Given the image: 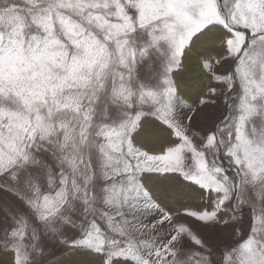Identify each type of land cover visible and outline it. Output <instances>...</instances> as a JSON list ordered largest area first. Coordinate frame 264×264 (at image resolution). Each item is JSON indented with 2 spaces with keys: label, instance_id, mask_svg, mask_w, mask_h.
Returning <instances> with one entry per match:
<instances>
[{
  "label": "snow or ice",
  "instance_id": "snow-or-ice-1",
  "mask_svg": "<svg viewBox=\"0 0 264 264\" xmlns=\"http://www.w3.org/2000/svg\"><path fill=\"white\" fill-rule=\"evenodd\" d=\"M0 254L264 264V0H0Z\"/></svg>",
  "mask_w": 264,
  "mask_h": 264
},
{
  "label": "rangeland",
  "instance_id": "rangeland-1",
  "mask_svg": "<svg viewBox=\"0 0 264 264\" xmlns=\"http://www.w3.org/2000/svg\"><path fill=\"white\" fill-rule=\"evenodd\" d=\"M205 111L208 113H212V109H206ZM218 112H219V109L216 110L215 114H218ZM215 114L210 115V117L207 120L202 119L200 117V115L198 114L197 117L194 118V121H193L194 127H200L202 125L203 126H210L211 120L215 118ZM190 223H194V222L190 221ZM194 226H195V224H194ZM223 229H225V235H224ZM230 234H231V228L230 227L229 228L217 227V229L215 230V235L217 237L223 238L222 241L219 243H223L226 238L230 237Z\"/></svg>",
  "mask_w": 264,
  "mask_h": 264
},
{
  "label": "trees",
  "instance_id": "trees-1",
  "mask_svg": "<svg viewBox=\"0 0 264 264\" xmlns=\"http://www.w3.org/2000/svg\"><path fill=\"white\" fill-rule=\"evenodd\" d=\"M8 257L0 254V264H7Z\"/></svg>",
  "mask_w": 264,
  "mask_h": 264
},
{
  "label": "crops",
  "instance_id": "crops-1",
  "mask_svg": "<svg viewBox=\"0 0 264 264\" xmlns=\"http://www.w3.org/2000/svg\"><path fill=\"white\" fill-rule=\"evenodd\" d=\"M223 231H224V235H225V229H223ZM220 239L219 240H217V242H221L222 241V239L223 238H221V237H219Z\"/></svg>",
  "mask_w": 264,
  "mask_h": 264
}]
</instances>
